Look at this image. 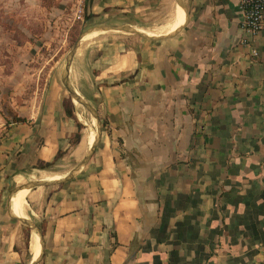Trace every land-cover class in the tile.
Wrapping results in <instances>:
<instances>
[{
	"label": "crops",
	"instance_id": "0c3cea01",
	"mask_svg": "<svg viewBox=\"0 0 264 264\" xmlns=\"http://www.w3.org/2000/svg\"><path fill=\"white\" fill-rule=\"evenodd\" d=\"M180 1L185 21L171 23L182 11L175 0L165 28L148 32L162 36L78 44L69 80L104 124L73 177L8 198L22 178L61 177H39L38 163L78 157L92 139H75L82 126L59 72L37 109L8 120L0 264H29L40 250L13 211L33 213L42 229L38 264H264V26L255 36L241 29L239 0ZM147 2L86 0L87 20L133 25Z\"/></svg>",
	"mask_w": 264,
	"mask_h": 264
},
{
	"label": "rangeland",
	"instance_id": "374dc122",
	"mask_svg": "<svg viewBox=\"0 0 264 264\" xmlns=\"http://www.w3.org/2000/svg\"><path fill=\"white\" fill-rule=\"evenodd\" d=\"M147 3L144 12L131 24L145 32L165 28L173 16L175 0H148ZM87 16L86 0L81 10L77 0H0V133L7 127L9 119L25 118L37 109L49 87L53 71L56 75L59 72L65 102L73 106L82 126L81 137H85L89 127L96 129V125L91 123L90 110L72 99L60 77L67 53L80 30L97 23L87 20ZM109 34L131 33L97 31L86 35L80 42L86 43ZM71 85L79 92L73 75ZM80 152L78 157L67 153L46 166V172L64 176L80 163L86 149ZM33 176V180L40 179ZM22 181L23 178L19 183ZM26 202L30 203L28 193ZM28 205L26 203V209ZM32 214L27 215L29 220H33Z\"/></svg>",
	"mask_w": 264,
	"mask_h": 264
},
{
	"label": "water",
	"instance_id": "95a60500",
	"mask_svg": "<svg viewBox=\"0 0 264 264\" xmlns=\"http://www.w3.org/2000/svg\"><path fill=\"white\" fill-rule=\"evenodd\" d=\"M177 2H179L180 4L181 1L177 0ZM109 29H115V30H124V31H131V32H136L138 34H141L143 36L146 37H158V36H162V35H156V34H150L148 32H145L143 30H140L138 28H136L133 25L130 24H94V25H90L87 28L81 29L77 38L75 39V41L73 42V44L71 45L67 56H66V60H65V64L64 67L62 69L61 72V80L62 82L65 84L66 88L68 89V91L70 92V95L72 97V99L77 100L78 102H80L81 104H83L84 106H86L92 113L95 114L97 121H98V127H96L95 129V136H94V145L96 147V145L99 143L100 139H101V135H102V122H101V118L99 117L97 110L89 103V101L87 100L85 102H83L81 100L80 94L79 92H77L75 90V88L71 85V82L69 80V71H70V64H71V60L72 57L76 51V48L78 46V44L80 43V41L88 34L93 33V32H97V31H101V30H109ZM86 99V98H85ZM90 129H92L93 127H89ZM89 129V130H90ZM90 147L87 149V152L85 153V156L88 155ZM83 157V159L80 161V163L69 170V172L67 174H65L62 177H58V178H54V179H35V180H28L26 182H22L20 184H16L11 191L8 194V198L10 197V195L17 190L18 188L21 187H33V186H39V185H47V184H54V183H58L61 181H64L66 179H69L71 177H73L78 171L79 169L83 166L84 164V160L87 157ZM20 222H22L23 224L29 226L32 229L37 230V232L39 233L40 237H41V253L39 255V257L35 258L34 260H31L29 262V264H37L38 261L41 260L42 255H43V251H44V237H43V233H42V229L41 227L35 223L33 220H29L28 218H21L19 219Z\"/></svg>",
	"mask_w": 264,
	"mask_h": 264
},
{
	"label": "built area",
	"instance_id": "2783aa9c",
	"mask_svg": "<svg viewBox=\"0 0 264 264\" xmlns=\"http://www.w3.org/2000/svg\"><path fill=\"white\" fill-rule=\"evenodd\" d=\"M85 0H77L79 9L83 7ZM239 6L242 12L240 19L241 29L248 36H255L264 26V0H239ZM247 41L246 38L243 40ZM253 54L256 50L252 49Z\"/></svg>",
	"mask_w": 264,
	"mask_h": 264
},
{
	"label": "bare ground",
	"instance_id": "6f19581e",
	"mask_svg": "<svg viewBox=\"0 0 264 264\" xmlns=\"http://www.w3.org/2000/svg\"><path fill=\"white\" fill-rule=\"evenodd\" d=\"M176 5L180 6V7L182 8V11L178 14V16H177L174 20L171 21V23H175V22L178 21V19H179L180 17H182L183 15H184V21H185V10H184L183 6H182L180 3H177ZM178 6H177V9H178ZM181 8H180V9H181ZM176 13H177V11H176V9H175V11H174V13H173V16H174ZM173 16H172V17H173ZM184 21H183V23H182L181 25H179V26H178L174 31H172V32H176V31L180 30V29L182 28V26L184 25ZM169 23H170V22H169ZM172 32H170V33H172ZM150 34H151V33H150ZM75 90H76V89H75ZM76 91H77V90H76ZM77 92H78V91H77ZM79 94H80V93H79ZM80 97H81V100H82L83 102L87 103V102H86L87 100H86L81 94H80ZM73 100H74V99H73ZM85 107H86V106H85ZM86 108H87V107H86ZM90 112H91V111H90ZM91 114H92V117L95 119V125H96V127H98V121H97V118H96L95 114L92 113V112H91ZM91 123H93V121H91ZM89 135L92 136V139H91V141H90V138H88V141L86 140V141H87V149L89 148V146H91V147H90V150H89L88 155L85 156V157H87V158L84 160V164L87 163L88 160L90 159V156H91V154H92V152H93V150H94V147H95V145H94L95 129H94V128H92V129L89 130ZM87 149H86V152H87ZM40 175L47 176L48 173H42V174H40ZM41 178H42V177H41ZM22 189H28V190H29L28 187H23ZM25 191H26V190H25ZM15 192H16V190L13 192V194H14ZM27 193H28V192H27ZM10 207H11V209H12L11 201H10ZM12 211H13V209H12ZM13 214L15 215V217H16L17 219L25 218V216L18 215V214L15 213L14 211H13ZM32 232H34V233H36V234L38 235V237H39V243H40V250H39V253L36 255L34 252H32V260L35 261V258L39 257V255H40V253H41V237H40L39 233L37 232V230L33 229Z\"/></svg>",
	"mask_w": 264,
	"mask_h": 264
},
{
	"label": "trees",
	"instance_id": "16d2710c",
	"mask_svg": "<svg viewBox=\"0 0 264 264\" xmlns=\"http://www.w3.org/2000/svg\"><path fill=\"white\" fill-rule=\"evenodd\" d=\"M20 119H24V118H19V119H16V120H20ZM104 122H102V126H103ZM78 127L80 128L81 127V124L78 122ZM80 137V132H76L75 134V139H78ZM53 161H46V162H42L40 161L38 164L39 167H46L48 165H50Z\"/></svg>",
	"mask_w": 264,
	"mask_h": 264
}]
</instances>
